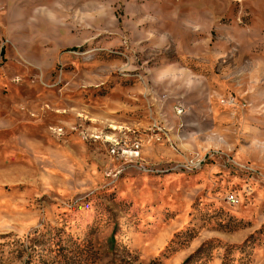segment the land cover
Wrapping results in <instances>:
<instances>
[{
  "label": "rangeland",
  "instance_id": "1",
  "mask_svg": "<svg viewBox=\"0 0 264 264\" xmlns=\"http://www.w3.org/2000/svg\"><path fill=\"white\" fill-rule=\"evenodd\" d=\"M122 255L264 264V0H0V264Z\"/></svg>",
  "mask_w": 264,
  "mask_h": 264
},
{
  "label": "built area",
  "instance_id": "2",
  "mask_svg": "<svg viewBox=\"0 0 264 264\" xmlns=\"http://www.w3.org/2000/svg\"><path fill=\"white\" fill-rule=\"evenodd\" d=\"M175 113L178 117H183L187 113V108L182 104H178L175 107ZM205 160H206V155L205 156H200V155L194 156L193 158L186 160L185 167L190 168V169L200 168L202 164L205 162ZM227 201L229 205L234 206V207L239 204L238 197L234 195L228 196Z\"/></svg>",
  "mask_w": 264,
  "mask_h": 264
},
{
  "label": "trees",
  "instance_id": "3",
  "mask_svg": "<svg viewBox=\"0 0 264 264\" xmlns=\"http://www.w3.org/2000/svg\"><path fill=\"white\" fill-rule=\"evenodd\" d=\"M113 241H115V238L113 239ZM121 257H122L121 260L117 262L118 264H136V261L133 260L134 258H130L128 256H123V255Z\"/></svg>",
  "mask_w": 264,
  "mask_h": 264
},
{
  "label": "crops",
  "instance_id": "4",
  "mask_svg": "<svg viewBox=\"0 0 264 264\" xmlns=\"http://www.w3.org/2000/svg\"><path fill=\"white\" fill-rule=\"evenodd\" d=\"M204 175H202V177H203Z\"/></svg>",
  "mask_w": 264,
  "mask_h": 264
}]
</instances>
